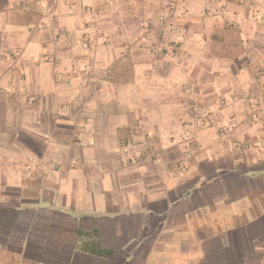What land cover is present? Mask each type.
I'll return each mask as SVG.
<instances>
[{
    "label": "crops",
    "instance_id": "crops-1",
    "mask_svg": "<svg viewBox=\"0 0 264 264\" xmlns=\"http://www.w3.org/2000/svg\"><path fill=\"white\" fill-rule=\"evenodd\" d=\"M0 264H264V0H0Z\"/></svg>",
    "mask_w": 264,
    "mask_h": 264
},
{
    "label": "rangeland",
    "instance_id": "rangeland-1",
    "mask_svg": "<svg viewBox=\"0 0 264 264\" xmlns=\"http://www.w3.org/2000/svg\"><path fill=\"white\" fill-rule=\"evenodd\" d=\"M112 3V0H102V5L103 6H107V5H110ZM166 18V17H165ZM143 23V22H142ZM99 37L102 36L98 33ZM103 41L104 42H107V38L106 37H103ZM150 158H154L155 155H149ZM129 161L131 162V164L134 162V163H137L140 161V157H136L135 158V155H133L131 158H129ZM127 161V162H129ZM127 164H130V163H127Z\"/></svg>",
    "mask_w": 264,
    "mask_h": 264
},
{
    "label": "built area",
    "instance_id": "built-area-1",
    "mask_svg": "<svg viewBox=\"0 0 264 264\" xmlns=\"http://www.w3.org/2000/svg\"><path fill=\"white\" fill-rule=\"evenodd\" d=\"M256 117H257L256 112L251 113V115H250V118H251V119L256 118ZM200 123H201V122H200Z\"/></svg>",
    "mask_w": 264,
    "mask_h": 264
}]
</instances>
